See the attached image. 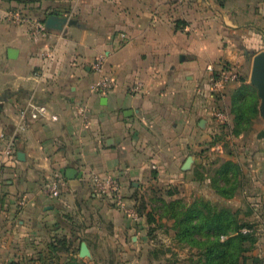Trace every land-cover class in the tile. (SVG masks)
I'll return each instance as SVG.
<instances>
[{
	"label": "crops",
	"instance_id": "obj_1",
	"mask_svg": "<svg viewBox=\"0 0 264 264\" xmlns=\"http://www.w3.org/2000/svg\"><path fill=\"white\" fill-rule=\"evenodd\" d=\"M11 12L34 23L52 15L68 22L62 29L47 26L44 35L33 31L34 23L11 20ZM262 51L264 0H0V132L13 134L18 111L31 97L50 110L16 138V155L0 173V261L26 258L34 239L58 229L67 238L108 231L122 244L145 239L148 222L96 195L93 176L117 178L133 211L138 194L161 180L180 182L215 111L203 96L209 68L227 77L232 103L245 83L223 64L239 66ZM100 56L105 62L98 70ZM104 73L117 84L100 95L90 86ZM136 83L142 85L138 93L132 91ZM259 142L264 145V137ZM4 145L0 138V154ZM248 160L234 161L244 171H230L241 182L229 200L239 202L234 211L245 206L264 214V155ZM69 168L76 170L72 179ZM195 171L199 183L222 179L219 171L210 178ZM57 175L65 184L52 197L49 184ZM259 221L264 231V217ZM260 235L247 253L252 259L264 258Z\"/></svg>",
	"mask_w": 264,
	"mask_h": 264
},
{
	"label": "rangeland",
	"instance_id": "obj_2",
	"mask_svg": "<svg viewBox=\"0 0 264 264\" xmlns=\"http://www.w3.org/2000/svg\"><path fill=\"white\" fill-rule=\"evenodd\" d=\"M254 54L256 53L246 54V62L239 66H233L230 63H224V66H222L223 70L231 74L235 73L238 80H240L241 76L247 79V83H249L247 84V88H240L238 90L244 99L248 98L252 92V88L257 89L259 95L258 88L251 84L254 59H252V56ZM221 72V70L215 69L214 77L220 78ZM205 80L207 82L204 84L205 93L203 96L209 108L214 107L215 111L213 110L207 116V135L202 148L193 151L191 154L192 163L190 167L185 169V173L180 176V182L161 180V185L157 186V188L151 189L149 192H143L142 195L138 194L140 204L136 208L137 211L135 210V213L137 214V218L140 215L149 224V228L145 231V239L140 237L139 241L136 242L130 237L127 244H122L120 240L116 239V234L108 236V231L98 232L97 238H94L93 235H73V237L67 238L66 231L58 229V231H48L44 237L41 236L38 240L34 239V242L27 247L29 251H27L26 258L22 257L23 259H18L16 263L53 264L52 262H56L57 260V264H64L68 258H77L86 264H206L205 257L201 255L203 245H192L190 244V240L188 241L189 238L183 236L177 237L178 231L175 226L176 219L174 217L181 216L180 219L185 218L182 211H176V209H180V206L181 208L184 207L182 205L188 202V196L191 197L193 202L201 198L200 201L203 202L201 203L203 205L208 202L206 205L210 207L215 204L219 208L221 207V209L224 208V212L222 210L224 223H227L229 217L231 222L232 219L234 220L230 225L233 230L228 233L229 235L233 234L238 237L239 233L252 232L256 238L261 236L260 234L263 236L264 231L258 225L260 224L259 219L264 217V214L261 211H245V206L234 211V208L236 209L239 206V202L233 201L230 203L229 199L234 198L233 194L237 191L239 182H241L240 179H234L230 174L233 171H242V173L244 171L243 164H236L234 161L240 160L242 163L243 159L249 158L247 163L250 165L252 162H255L253 160L255 157L264 155V145L260 144L261 138L257 134L264 126V119L261 118V120L259 116L255 117L253 103H251V98H249L245 101V108H243V111L247 112L248 115L245 116L246 122L242 123V118L238 119L234 115L236 110L233 111L232 108L234 107L235 100L231 103L230 99H228V87L224 86V88L216 89L213 87L211 79L206 77ZM212 95L214 99H212ZM259 111L261 114V104ZM205 125L206 120H204L201 126L205 127ZM194 170H200V174L203 175L202 177L209 178L212 177L213 173L219 171L222 173V179L211 178L210 180L203 178V182L200 176L199 180L202 183H199V181L194 180L196 176V171L194 174ZM186 183L190 185L194 184L191 185V188ZM195 184H198L199 187H195ZM242 184L244 185V182ZM213 189L218 195H215ZM224 191L225 193H223ZM231 192L233 193L231 194ZM199 194L201 197H198L200 196ZM104 199L107 198L104 197ZM173 202L174 206H177L172 209L173 205L171 203ZM232 203L234 204L233 206L231 205ZM216 212L220 213L219 211ZM129 216L132 219L135 218L130 214ZM227 235H221L220 241L225 242L228 238ZM74 237L75 239H73ZM193 238H197L201 243L210 239L211 244L212 240H217V236L212 233H206V235L195 234ZM63 241L66 242L64 243ZM82 242L87 243L90 254L80 255ZM51 243L54 244L50 246ZM250 244L244 245L248 248L251 246ZM241 246L240 243H237L235 247L240 249ZM247 253L239 257V264H264V258L252 259ZM13 261L15 260H1L0 264H11ZM229 261L228 257L222 259L223 264H229Z\"/></svg>",
	"mask_w": 264,
	"mask_h": 264
},
{
	"label": "trees",
	"instance_id": "obj_3",
	"mask_svg": "<svg viewBox=\"0 0 264 264\" xmlns=\"http://www.w3.org/2000/svg\"><path fill=\"white\" fill-rule=\"evenodd\" d=\"M47 18V17H46ZM46 18L42 21L43 23H46ZM248 54V52H247ZM240 81L245 83V86H242V88H247L248 85H246L247 79L244 76H241ZM255 88V87H254ZM251 98V103H253V109H254V115L257 118L258 116L260 117V103L261 99L260 96L257 93V89L252 88V92L249 94L248 98L244 99V97L235 99L234 107L232 108L233 111L236 110L234 115L236 118L240 119L242 118V123H245V116L248 115L247 112L243 111V108H245V101L247 99ZM242 102V103H241ZM235 108V109H234ZM239 125V124H238ZM260 138L264 137V133L261 132L259 133ZM233 170V169H232ZM225 193V191L223 192ZM200 199L195 200L191 205L184 204L183 208L176 209V211H182V214L184 215L185 219H180L181 216L174 217L176 219L175 226L177 228V237L183 236L185 238H189L188 241L190 240V244H199L203 245L202 249V257H205V262L206 264H223L222 259H225L228 257L229 264L232 262V264H239V257L246 254L251 250L254 245L257 242V238L254 236L252 232L250 233H239L238 237L233 235V234H228L233 228L231 229L230 225L234 221L230 217L227 220V223H224V214H222L221 207L219 208L218 205L213 204L212 207L201 204L203 202L200 201ZM172 209L176 207L177 205L174 206V202L171 203ZM219 211L220 213L216 212ZM224 212V210H223ZM234 217V216H233ZM226 226H227V231H226ZM235 229V228H234ZM206 233H212L217 236V240H212V244L207 240L206 242H200L197 240V238H193L195 234L197 235H206ZM223 234H228V238L225 242L220 241V236ZM192 236V237H190ZM65 240V239H64ZM68 241V240H66ZM66 241H63L64 243ZM241 244L242 246L240 249H238L237 243ZM251 243L250 247H246L244 244ZM54 243H51L53 245ZM223 247V249H221ZM241 256V257H242ZM53 264H57L56 262L53 261ZM11 264H18L16 261H13ZM64 264H86L84 261L81 259L77 258H68ZM205 264V263H204Z\"/></svg>",
	"mask_w": 264,
	"mask_h": 264
},
{
	"label": "built area",
	"instance_id": "obj_4",
	"mask_svg": "<svg viewBox=\"0 0 264 264\" xmlns=\"http://www.w3.org/2000/svg\"><path fill=\"white\" fill-rule=\"evenodd\" d=\"M9 18L15 22L21 24H31L34 23L31 18L21 12H11ZM33 31L46 34L47 25L45 23L35 21L33 24ZM125 37V35H123ZM50 58H53V55H49ZM105 62V56H100L98 58V63L96 68L101 70L103 63ZM209 71L211 72V82L213 87L216 89H221L226 86L227 77L221 73L220 78L214 77L215 69L210 67ZM233 77L237 78V75L233 74ZM117 84V79L112 74L104 73L95 80L91 86V91L100 94L106 95L114 89ZM142 90V85L136 83L132 86V91L138 93ZM49 108L45 104L39 103L35 97H31L27 102L25 107H22L17 114L18 122L16 130L12 135L5 133L4 131L0 132V138L5 142L3 152L0 154V173L12 157L16 155L15 151V141L16 138L21 135V133L27 131L35 121H38L42 118H46L49 115ZM85 111L83 110L82 113ZM223 113V112H222ZM85 116V115H84ZM53 119H57L56 116H52ZM65 184V177L57 175L56 178L50 182L49 190L52 194V197H59L61 195L62 186ZM92 191L100 196L109 199V201L123 211H128V213L136 217V213L133 210H130L125 202V196L123 193L122 185L120 181L110 175H100L95 174L91 180Z\"/></svg>",
	"mask_w": 264,
	"mask_h": 264
},
{
	"label": "water",
	"instance_id": "obj_5",
	"mask_svg": "<svg viewBox=\"0 0 264 264\" xmlns=\"http://www.w3.org/2000/svg\"><path fill=\"white\" fill-rule=\"evenodd\" d=\"M68 22L67 18H60L55 15L48 17L47 26L62 29L63 26ZM251 84L258 88L259 96L261 98V114L264 117V51L257 53L254 56L251 72ZM204 120L202 121V123ZM19 157L24 158L23 153L19 152ZM192 163V157H189L184 165V168L187 169ZM67 177L69 179L74 178L76 170L73 168L67 169ZM90 254V249L87 243L82 242L80 255L84 256Z\"/></svg>",
	"mask_w": 264,
	"mask_h": 264
}]
</instances>
